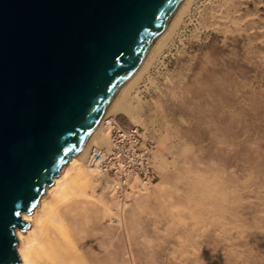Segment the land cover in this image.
Segmentation results:
<instances>
[{
    "label": "rangeland",
    "instance_id": "374dc122",
    "mask_svg": "<svg viewBox=\"0 0 264 264\" xmlns=\"http://www.w3.org/2000/svg\"><path fill=\"white\" fill-rule=\"evenodd\" d=\"M192 10L139 84L154 186L130 200L105 190L108 178L87 189L101 202L78 234L113 264H264V0Z\"/></svg>",
    "mask_w": 264,
    "mask_h": 264
},
{
    "label": "water",
    "instance_id": "95a60500",
    "mask_svg": "<svg viewBox=\"0 0 264 264\" xmlns=\"http://www.w3.org/2000/svg\"><path fill=\"white\" fill-rule=\"evenodd\" d=\"M183 0H0V264Z\"/></svg>",
    "mask_w": 264,
    "mask_h": 264
},
{
    "label": "bare ground",
    "instance_id": "6f19581e",
    "mask_svg": "<svg viewBox=\"0 0 264 264\" xmlns=\"http://www.w3.org/2000/svg\"><path fill=\"white\" fill-rule=\"evenodd\" d=\"M197 1L183 0L133 77L113 101L89 141L77 156H74L63 166L60 173L54 178L52 185L46 189L40 198L39 205L33 212L23 214V219L28 221V227L25 231H21L19 228L16 230L18 240L16 250L20 264L114 263L113 259L111 260V254L108 252L103 258L95 255L92 252L96 250L95 245H92V250H86L88 240L78 234V230H82L89 224L87 220H89L90 208L101 202L90 196L87 189L90 185L102 184L103 178H109L107 175H111V183L108 181L105 190L117 192L118 197L127 194V187L132 179L140 182L139 192L141 194H146L153 187L154 182L142 180L137 174V170L133 168L136 163L141 161L140 156L137 158V155H133L131 164L120 160V167L116 169L115 176H112V172H109L108 166L104 164V159L109 160L114 146L117 145L111 138L112 130L114 127L124 128L113 116L118 112H123V114L128 115L135 128L140 125L143 126L137 109V104L141 102L138 96L140 94L138 91L139 84L147 76L149 78V73L155 65L162 62L164 54L169 51L168 49L177 39ZM143 139L146 140L145 137ZM93 148H97L102 153L105 152L104 155L102 154L101 158L95 159L91 155ZM150 150L149 163L154 174L153 148L151 147ZM118 206H120L118 208L119 213H112L115 217L120 218L121 224H124V211L127 205L120 201ZM108 208L103 205L104 213H111Z\"/></svg>",
    "mask_w": 264,
    "mask_h": 264
},
{
    "label": "built area",
    "instance_id": "2783aa9c",
    "mask_svg": "<svg viewBox=\"0 0 264 264\" xmlns=\"http://www.w3.org/2000/svg\"><path fill=\"white\" fill-rule=\"evenodd\" d=\"M111 138H113L114 144L117 143V145L114 146V150L111 153L112 156L109 160L107 158L104 159V164L108 166V170L112 172V176L116 175V169L120 167V160L127 162V164H131V157L137 155V158L140 156L141 161L136 163L133 168L137 170V174L142 180L154 182L155 175L149 163L151 145L143 139L144 137L141 130L135 127L126 129L114 127L111 132ZM104 153L98 151L97 148H93L91 155L94 156L95 159H99Z\"/></svg>",
    "mask_w": 264,
    "mask_h": 264
},
{
    "label": "crops",
    "instance_id": "0c3cea01",
    "mask_svg": "<svg viewBox=\"0 0 264 264\" xmlns=\"http://www.w3.org/2000/svg\"><path fill=\"white\" fill-rule=\"evenodd\" d=\"M154 175H155V165H154ZM107 176L109 177L107 181H110L111 175H107ZM129 183L130 184H128V187H127V195L129 196L128 199L130 200L131 198L134 199L137 196L141 195V193L139 192V184H140L139 181L132 179L131 182ZM108 191L110 192L111 195L113 194L111 193V190H108ZM112 198H115V196H113Z\"/></svg>",
    "mask_w": 264,
    "mask_h": 264
}]
</instances>
